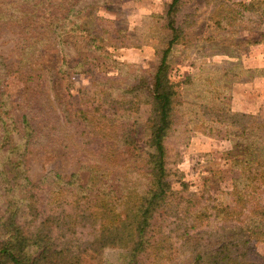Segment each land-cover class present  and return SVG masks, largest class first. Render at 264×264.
Masks as SVG:
<instances>
[{
  "label": "rangeland",
  "instance_id": "obj_1",
  "mask_svg": "<svg viewBox=\"0 0 264 264\" xmlns=\"http://www.w3.org/2000/svg\"><path fill=\"white\" fill-rule=\"evenodd\" d=\"M22 1L0 0V91L9 112L26 114L34 126L36 137L22 153L25 175L33 184L46 175L65 182L76 175L83 187L95 174L106 184L101 193L87 191L85 203L57 184L41 197L43 209L67 218L63 231L53 229L63 244L55 264H130L133 238L114 237L115 226L122 230L130 222L151 183L149 84L172 38L170 22L178 39L167 59L168 77L177 96L164 145L181 213L171 207L156 212L150 244L133 264H193L195 257L207 264L209 252L231 244L230 234L243 243L254 204L243 206L236 221L219 212L236 207L239 171L229 158L238 154L241 138L217 135L220 126L200 106L222 94L233 113L264 122V0H181L171 17V0H100L73 18L76 29L61 43L49 34V42L32 47L76 0L41 5L49 11L33 13L43 16L38 23L27 19ZM14 142L23 148L20 138ZM5 146L0 142V162ZM254 198L264 207V186ZM91 212L95 221L86 218ZM242 246L244 264H264V241Z\"/></svg>",
  "mask_w": 264,
  "mask_h": 264
},
{
  "label": "trees",
  "instance_id": "obj_2",
  "mask_svg": "<svg viewBox=\"0 0 264 264\" xmlns=\"http://www.w3.org/2000/svg\"><path fill=\"white\" fill-rule=\"evenodd\" d=\"M48 1L50 0H37V2L23 0L22 4H25L28 9H23L22 12H28L27 19H36L38 23L43 16H34L33 13L49 11V8L41 9V5ZM99 1L92 0L87 3V0H76L65 15L51 20L49 24L52 28L51 32H45L41 39H35L28 47L34 46L35 43L42 46L49 42L51 39L49 34L61 43L73 27V30L76 29L75 24L72 23L73 18ZM180 1L171 0L166 13L169 17L175 13ZM108 2H112V0L102 1V3ZM12 5H14L13 2L6 6ZM30 5L31 8H29ZM4 17L3 14L0 15V19ZM12 17L13 15L8 16V18ZM69 25L70 28H68ZM170 25L173 32L172 38L168 42L167 48L163 50L160 63L149 84V99L152 106L149 143L152 152L148 156L147 167L151 183L146 195L135 205L134 215L131 216L130 222L126 223L122 230L115 226V231L118 230L119 233H116L114 237L125 233L133 238L132 245L128 246L132 248L129 251L131 254L128 259L130 264H133L134 258L149 246L148 232L156 212L171 207L178 209L175 214L181 213L180 202L175 198L177 193L172 191L171 183L168 180L164 145L173 124L172 117L177 96L175 85L170 82L168 77L167 59L173 44L178 39L173 22H170ZM222 83L224 84L221 87L225 89L226 81H222ZM200 108L203 114L210 118L212 124L220 126L217 135L229 137L234 135L241 138V144L237 148L238 154L229 158L231 167L239 171V176L233 181L236 207H224L219 212L224 213L225 219L234 220L237 213L244 209L243 206L245 207L247 203L254 204L246 217L249 223L244 232L247 234L240 237V239H244L243 243L239 240L234 243L235 236L233 233L230 234L226 238L231 244L219 243L221 245L206 256L209 258L207 264H244V260H241L244 258V254L239 251V248L243 247L242 245H250L253 241H264V224L262 223L264 207L259 206L254 198V195L264 186V122L252 115L233 113L228 98L222 94L213 97L211 101L206 102ZM31 123L26 114L17 116L14 115V112H9V105L4 101V95L0 91V133L2 134L0 142L6 145L5 156L0 162V264H55L53 258L59 253L57 249H63V244H58L59 240L53 229L63 231L67 224L64 219L67 220V218L64 214L54 217L52 209L46 207L43 209L40 203L44 199L41 197L50 186L57 184L60 186L58 191H76L78 197L83 195L82 199L85 203L89 199L86 196L87 191L91 192L95 188V192L100 191L101 193L102 185H106L101 183L103 177L95 174H92L88 184L83 187L78 184L80 179L76 175L70 176L66 182L58 175H46L38 183H31L25 175L22 156V153L30 146V142L36 137L34 126ZM230 130L234 132L231 133ZM15 137L17 140L20 138L21 141H24L23 148L15 144ZM99 179H101L100 184H98ZM49 203L53 205L54 200H49ZM112 203L108 202L106 211L112 212ZM87 216L88 220H96V216L92 212ZM193 264H199L196 262V257Z\"/></svg>",
  "mask_w": 264,
  "mask_h": 264
},
{
  "label": "crops",
  "instance_id": "obj_3",
  "mask_svg": "<svg viewBox=\"0 0 264 264\" xmlns=\"http://www.w3.org/2000/svg\"><path fill=\"white\" fill-rule=\"evenodd\" d=\"M259 62V61H258Z\"/></svg>",
  "mask_w": 264,
  "mask_h": 264
}]
</instances>
